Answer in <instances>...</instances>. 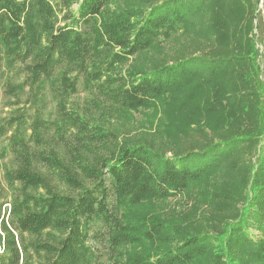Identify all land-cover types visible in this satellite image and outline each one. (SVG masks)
I'll use <instances>...</instances> for the list:
<instances>
[{"label": "trees", "instance_id": "16d2710c", "mask_svg": "<svg viewBox=\"0 0 264 264\" xmlns=\"http://www.w3.org/2000/svg\"><path fill=\"white\" fill-rule=\"evenodd\" d=\"M0 108V264H264V0H0Z\"/></svg>", "mask_w": 264, "mask_h": 264}, {"label": "rangeland", "instance_id": "374dc122", "mask_svg": "<svg viewBox=\"0 0 264 264\" xmlns=\"http://www.w3.org/2000/svg\"><path fill=\"white\" fill-rule=\"evenodd\" d=\"M86 94L81 90L76 96H74L73 101L80 103L82 106L86 105L85 102ZM3 99H1L2 101ZM90 108V107H89ZM52 109V107H51ZM9 108H0V122H4L2 119H7L10 116ZM137 121L133 122H126V121H118L119 123H115L118 127L123 130L125 133L126 131H134L137 130V133L141 131L142 122H140L141 117L136 116ZM126 135V134H125ZM7 145V138H0V191H4L6 189V185L4 183L3 172L5 166L10 164V157L4 156L3 147Z\"/></svg>", "mask_w": 264, "mask_h": 264}, {"label": "built area", "instance_id": "2783aa9c", "mask_svg": "<svg viewBox=\"0 0 264 264\" xmlns=\"http://www.w3.org/2000/svg\"><path fill=\"white\" fill-rule=\"evenodd\" d=\"M261 8L263 7V5L261 4V6H260Z\"/></svg>", "mask_w": 264, "mask_h": 264}]
</instances>
